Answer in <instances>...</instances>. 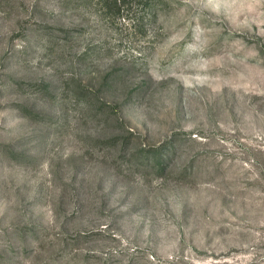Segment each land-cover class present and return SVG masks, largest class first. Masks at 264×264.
Segmentation results:
<instances>
[{
    "label": "rangeland",
    "instance_id": "rangeland-1",
    "mask_svg": "<svg viewBox=\"0 0 264 264\" xmlns=\"http://www.w3.org/2000/svg\"><path fill=\"white\" fill-rule=\"evenodd\" d=\"M0 0V264H264V0Z\"/></svg>",
    "mask_w": 264,
    "mask_h": 264
},
{
    "label": "trees",
    "instance_id": "trees-1",
    "mask_svg": "<svg viewBox=\"0 0 264 264\" xmlns=\"http://www.w3.org/2000/svg\"><path fill=\"white\" fill-rule=\"evenodd\" d=\"M111 1V6H116L118 9H120L119 7L121 6H127L132 4L135 0H110Z\"/></svg>",
    "mask_w": 264,
    "mask_h": 264
}]
</instances>
